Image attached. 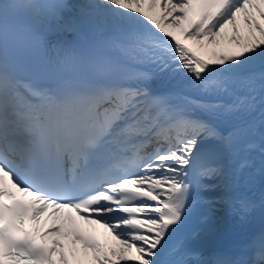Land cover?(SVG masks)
<instances>
[{"label":"snow or ice","instance_id":"obj_1","mask_svg":"<svg viewBox=\"0 0 264 264\" xmlns=\"http://www.w3.org/2000/svg\"><path fill=\"white\" fill-rule=\"evenodd\" d=\"M257 211L264 0H0V264H264L194 247Z\"/></svg>","mask_w":264,"mask_h":264},{"label":"bare ground","instance_id":"obj_2","mask_svg":"<svg viewBox=\"0 0 264 264\" xmlns=\"http://www.w3.org/2000/svg\"><path fill=\"white\" fill-rule=\"evenodd\" d=\"M87 0H70L69 3H86ZM72 33H68L66 35V39L68 40V38L70 37ZM217 51H222L223 48L221 49H216ZM213 49L211 47H205L203 49L199 50V54L204 56L205 58H209L211 56ZM258 71L261 69H257ZM257 218L256 216L252 215V217L249 219V222L242 228V229H238L237 228V232L235 233L234 236V240H236V242L238 244H245L246 247V239H247V234L249 231H251V228L254 227L255 225H257ZM118 243V242H117ZM69 259L70 256H69ZM72 263H74V261L72 260Z\"/></svg>","mask_w":264,"mask_h":264}]
</instances>
